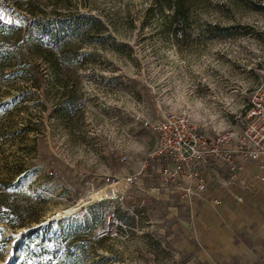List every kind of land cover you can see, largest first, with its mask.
Listing matches in <instances>:
<instances>
[{
    "label": "rangeland",
    "instance_id": "obj_1",
    "mask_svg": "<svg viewBox=\"0 0 264 264\" xmlns=\"http://www.w3.org/2000/svg\"><path fill=\"white\" fill-rule=\"evenodd\" d=\"M166 2L0 0V31L15 27L5 48L30 32L0 69V176L40 218L0 222V264L36 237L70 246L69 264H215L195 248L192 202L158 160L142 170L144 121L205 124L243 104L264 78V0H184L177 19Z\"/></svg>",
    "mask_w": 264,
    "mask_h": 264
},
{
    "label": "built area",
    "instance_id": "obj_2",
    "mask_svg": "<svg viewBox=\"0 0 264 264\" xmlns=\"http://www.w3.org/2000/svg\"><path fill=\"white\" fill-rule=\"evenodd\" d=\"M144 126L155 134V143L142 170L158 160L162 179L183 184L187 197L204 194L223 170L239 179L245 162L259 168L253 180L264 183V78L243 104L217 111L208 123L170 112ZM137 178L128 175L125 182L131 186Z\"/></svg>",
    "mask_w": 264,
    "mask_h": 264
},
{
    "label": "crops",
    "instance_id": "obj_3",
    "mask_svg": "<svg viewBox=\"0 0 264 264\" xmlns=\"http://www.w3.org/2000/svg\"><path fill=\"white\" fill-rule=\"evenodd\" d=\"M245 162L239 179L227 170L204 194L187 197L194 205L191 235L199 256L215 264H264V183ZM162 179V178H161ZM175 183L183 192V184Z\"/></svg>",
    "mask_w": 264,
    "mask_h": 264
},
{
    "label": "trees",
    "instance_id": "obj_4",
    "mask_svg": "<svg viewBox=\"0 0 264 264\" xmlns=\"http://www.w3.org/2000/svg\"><path fill=\"white\" fill-rule=\"evenodd\" d=\"M166 4L174 12V18L186 16V4L184 0H166ZM42 20L37 21V26H41ZM13 25L2 28L0 31V69H5L11 65V53L22 56V47L24 42L30 36V32L24 37L20 33L15 34L12 49L5 48L10 39L9 29H14ZM16 55V56H17ZM28 128H23L26 131ZM32 197L24 194L18 188V184L11 178H1L0 176V222L9 224L12 228L24 227L31 222L39 221L40 218L30 214V205L28 204ZM71 247H68L66 256L59 255L56 248H48L45 245V238H31L25 245L24 258L18 264H69V254ZM54 259L57 262L54 263Z\"/></svg>",
    "mask_w": 264,
    "mask_h": 264
}]
</instances>
